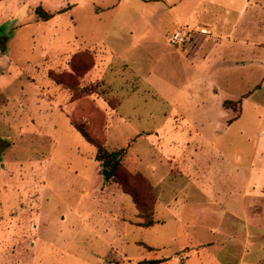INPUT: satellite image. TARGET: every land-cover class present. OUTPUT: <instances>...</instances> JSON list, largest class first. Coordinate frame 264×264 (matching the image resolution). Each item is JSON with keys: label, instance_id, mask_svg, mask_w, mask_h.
I'll return each instance as SVG.
<instances>
[{"label": "rangeland", "instance_id": "rangeland-1", "mask_svg": "<svg viewBox=\"0 0 264 264\" xmlns=\"http://www.w3.org/2000/svg\"><path fill=\"white\" fill-rule=\"evenodd\" d=\"M213 1L219 10L228 7L230 16L243 3ZM117 2L0 0V34L8 35L6 52L0 55L4 72L0 75V264H72L73 259L63 258L66 252L90 261L103 255L99 264H148L144 261L152 257H166L163 264H264V143L255 145L260 134L256 112L245 106L234 118L235 111L222 106V100L235 101L240 98H232L235 94L259 83L264 73L259 62L240 68L246 77L236 88L228 76L213 78L212 85L199 81L197 97L181 105L190 113L189 122L204 120L208 113L220 130L214 141L220 153L210 146L200 157L205 159L203 195L192 187L195 181H179L171 212L164 211V222L154 229L138 225L142 219L129 195L112 196L103 189L123 192L117 183H103L95 147L73 124L103 145L126 146L127 140L136 149L149 151L140 135L153 140L168 109L152 86L158 81L156 75L169 76L166 65L172 59L165 34L174 26L164 6L127 0L114 8ZM193 5L194 0H188L180 11L188 13ZM197 5L202 9L206 0ZM36 6L50 12L71 9L45 23L35 19ZM255 14L259 26L264 7ZM99 46L129 48L126 56L137 66L110 57ZM70 64L77 70L69 75ZM142 69L147 83L138 74ZM103 72L108 86L97 80ZM54 79L69 80L79 88L98 86L94 93L72 99L65 83ZM99 97L116 114L129 118L131 127L148 131L136 134L123 125L110 127L109 110L91 100ZM73 100L77 107L67 106ZM167 118L166 125L174 126L179 117ZM185 134L172 132L180 139ZM203 135L213 141L210 133ZM125 169L129 190L146 205L153 197L157 200L151 180ZM186 197L190 198L184 202ZM120 199L124 201L118 209ZM250 204L258 210H249ZM74 209L87 224L71 212ZM113 211L120 213L116 221L111 218ZM157 214H161L159 205Z\"/></svg>", "mask_w": 264, "mask_h": 264}, {"label": "crops", "instance_id": "crops-1", "mask_svg": "<svg viewBox=\"0 0 264 264\" xmlns=\"http://www.w3.org/2000/svg\"><path fill=\"white\" fill-rule=\"evenodd\" d=\"M126 1L127 0H118L114 8L117 6L121 7ZM141 1L154 2L164 6L162 10L166 11V13H170V22L174 26L168 36L165 34L168 47L170 48L169 53L172 58L166 65L167 68H169V76L167 77L165 74H161L162 76L160 74L158 76L156 75L155 77H158V81L155 80L152 86L158 99L166 103L168 106L167 111L165 110L163 113V124L155 128L159 132H153L155 133V138L153 140L146 138L144 134L140 135V138H143L144 141L143 139L141 140L151 147L147 152L144 150L142 151L141 149H136L134 142L129 144L126 140L123 143L127 144V152L124 157L125 166L132 172L138 171L142 173V175L152 181L153 188L156 190L157 200L154 205V224L149 226L155 229L158 223L164 222V216H161L163 212H171L170 208H172L175 201L174 194L177 193L175 187L179 181H195V184L191 183L192 187L199 194L203 195L204 185L202 181L205 178V159H201L200 157L202 156L205 147L211 146L217 154L220 153L214 142L218 139L220 132L218 124L210 120L208 113L204 120H198L197 122L195 119L190 120L189 122L188 119L190 113L187 114V111H183L181 105L183 104V101H191L193 98L197 97L199 92V81H206V83L211 82L212 85L213 78L219 79L220 77L228 76L230 78V85L236 88V86L239 85L237 83H244L243 79L246 77L243 76L244 73H241V67H255L257 64L254 65L252 63L259 62L258 66H261L264 69V16L261 17L263 21H259L258 26L255 14V10L258 8L263 9L264 0L262 2L259 0H243V3L239 5L234 16H230L231 13L228 7L227 9L225 7L222 10L214 7L215 1L213 0H206L207 5H203L202 9H198L199 5L197 4H203L205 0H194L195 5L192 6L188 13L180 11L181 6L186 4L188 0ZM70 6L72 7V5ZM71 7L69 8V6H66L65 11L70 10ZM63 12L56 13L54 16ZM94 13L97 14V12ZM48 20L39 21L46 23ZM180 26H187L189 28L195 27L198 29V32L194 34L195 38H192L189 43L182 46H171L168 43V37ZM98 49L99 48H97V50ZM101 49L109 51L108 55L110 57L113 55L117 60L137 66V63L134 60H130L126 56L125 50H128L129 48L124 47V49H120L117 47L115 49L108 46L107 49L102 47ZM160 58H162V56ZM161 62L159 60L160 64ZM94 68H96V65ZM1 70L2 68H0V75L4 74ZM93 72L94 70L92 69V73ZM147 73L149 74V72ZM104 74L105 73L103 72V75ZM138 74L141 81L145 83L146 81L142 77V74L144 76L145 71L142 69V73ZM105 75L104 77L99 76L97 80H99V83L108 86L104 80ZM263 75L264 73L261 76ZM261 76L259 77V87L254 89L247 96L241 97L240 110L237 116L238 118L241 116V110L245 106H253L257 117L256 128L260 132V134L257 133L256 135L255 145L264 143V77L261 78ZM256 77L257 76H255V79ZM257 82L258 79L254 80L252 83L255 84ZM250 89H252V87L248 88L243 93H246ZM210 90L212 92H217L213 91L212 87ZM243 93L239 92L238 95L235 94L236 96H233L232 98H238ZM130 96L131 94L127 97ZM124 98L126 97H123L122 101ZM91 100L104 110H109L106 114L110 115V122H108L110 127L111 124L123 125L130 127L131 129L133 128L132 130L136 134H138V132L145 133L148 131L146 129L139 131V129L131 127L129 121H127L129 118L116 114L115 109H111L102 98L99 97ZM122 101L120 108H122ZM68 105L77 107L74 100L69 102L67 106ZM177 116L179 118L176 120ZM167 117H173L174 120H176L174 126L166 125V123L169 122ZM230 121L231 119L227 122ZM175 130H183L188 134H185L182 139H180L178 136L172 135V132H175ZM205 131L210 133L211 140H213L212 142L204 137L203 133ZM191 132H193L194 135L188 138L187 136H190ZM177 139L181 142H178ZM114 145L118 144L116 143ZM174 145L181 151H177ZM178 146H180V148H178ZM197 156L200 158V160L198 159V162L195 161ZM103 189L110 192L112 196L115 194L119 195L120 192L123 193L119 189L107 187H104ZM189 198L190 197H186L183 201L187 202ZM123 201L124 199L118 202V209L119 207L120 209L122 208L121 205ZM158 205L159 212L161 213L160 215L157 214ZM263 206L264 205H262V207ZM247 208L252 211L258 210V207L251 204L248 205ZM71 212L80 219L81 223L87 224L86 219L78 214L75 209ZM117 213L119 212L113 211V213H111L112 220L116 221L118 219ZM169 214L174 220L178 218L177 215L174 216L172 213ZM37 227L36 224L35 230L39 228ZM62 256L63 258L68 256L73 259L74 262H72V264H99L103 257V255H99L94 261H90L80 255L68 254L67 252L63 253ZM152 258L162 259L158 264H163L166 257Z\"/></svg>", "mask_w": 264, "mask_h": 264}, {"label": "trees", "instance_id": "trees-1", "mask_svg": "<svg viewBox=\"0 0 264 264\" xmlns=\"http://www.w3.org/2000/svg\"><path fill=\"white\" fill-rule=\"evenodd\" d=\"M66 10V7L59 9L56 12H50L48 10H45L41 6H36L34 9L35 19L37 21L39 20H48L52 16H54L56 13H60ZM8 40V35H1L0 34V55H3L6 52V42ZM72 65V64H70ZM77 70V67L72 65L70 67V74H74ZM58 84H64L72 91L71 98L77 99L83 95L92 94L95 92V88L98 86L97 84L90 85V86H84L82 88H79L76 86L77 84L67 80L64 82L63 80L54 79ZM260 83H257L252 89L248 90L246 93H243L240 98L236 99L235 101L231 99H225L222 101V106L224 108H231L235 111L236 118L238 116L239 110H240V103H241V97L247 96L249 93H251L254 89H257L259 87ZM232 118V119H234ZM74 128L78 130L81 135L84 137V139L92 144L95 147V154H94V160L97 162L99 167V173L102 176L103 183H110L114 182L120 185V187L123 190V193L129 195L131 197V200L135 204V207L137 209V217L141 218L142 220L138 223L139 226L142 227H149L154 224V205L156 198L153 197L151 205H146L144 202L131 190L128 189V185L126 183V174L128 175V170L125 169V166L123 164L124 157L127 152L126 146H108L103 145L96 141L94 138H92L88 132L79 124H73ZM128 171V172H127ZM134 174H139L141 177L143 176L140 172L136 171ZM151 249V248H150ZM162 259H146L144 261L148 264H158L161 262Z\"/></svg>", "mask_w": 264, "mask_h": 264}, {"label": "built area", "instance_id": "built-area-1", "mask_svg": "<svg viewBox=\"0 0 264 264\" xmlns=\"http://www.w3.org/2000/svg\"><path fill=\"white\" fill-rule=\"evenodd\" d=\"M195 32H198V29L195 27L180 26L170 34L168 43L171 46H182L190 41L192 34Z\"/></svg>", "mask_w": 264, "mask_h": 264}]
</instances>
